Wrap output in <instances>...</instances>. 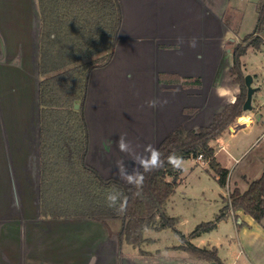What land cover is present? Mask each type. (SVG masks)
Returning <instances> with one entry per match:
<instances>
[{
    "label": "crops",
    "instance_id": "obj_1",
    "mask_svg": "<svg viewBox=\"0 0 264 264\" xmlns=\"http://www.w3.org/2000/svg\"><path fill=\"white\" fill-rule=\"evenodd\" d=\"M119 2L118 42L110 59L89 74L83 108L89 136L85 161L104 179L132 186L117 175L118 160L124 161L129 172L136 167L129 154L119 151V135L126 133L134 151L143 153L148 144L159 148L180 126L191 130L210 123L240 93L231 67L235 47L250 34L240 35L244 14L236 0ZM249 24L253 25L251 18ZM41 25L38 0H0V109L7 115V120L0 117V264H211L176 249L181 241L159 247L155 238L145 237L153 241L135 248L122 241L120 220L107 227L100 221L41 215ZM178 37L183 38L179 47ZM251 48L255 49L249 47L241 57L245 77L244 57ZM251 76L256 89L253 109L237 120L234 132L228 131L255 133L247 139L244 152L264 141V74L254 71ZM154 97L166 98L168 103L162 108L147 107L145 102ZM228 133L214 142H221ZM1 139L7 144L1 145ZM218 153L215 149L222 165ZM259 157L263 173L264 157ZM229 177L227 194L222 196L228 200ZM244 178L234 181L243 192L250 182ZM224 205L222 200L219 210ZM229 234H234L235 244L229 242ZM205 235L220 242L221 247L209 242L206 248H216L222 264H264V220L259 224L242 211L232 212Z\"/></svg>",
    "mask_w": 264,
    "mask_h": 264
},
{
    "label": "trees",
    "instance_id": "obj_2",
    "mask_svg": "<svg viewBox=\"0 0 264 264\" xmlns=\"http://www.w3.org/2000/svg\"><path fill=\"white\" fill-rule=\"evenodd\" d=\"M41 13L40 32V203L41 215L50 219H87L123 222L121 239L135 248L153 240L145 238V230L174 229L181 244L176 247L193 257L222 264L216 248H201L192 240L212 232L231 213L242 211L257 223L264 220V171L248 182L246 191L230 189L229 200L215 217L199 224L189 234L175 228L177 219L169 216L165 206L174 195L179 170L167 164L175 152L185 159L197 160L202 155L222 187H226L229 171L215 157L212 142L222 138L244 115L247 86L241 57L249 47L260 51L264 39L258 33L264 28V0L258 3V22L254 32L246 36L234 50L231 74L241 86L236 100L218 110L209 125L198 131L177 128L157 148L163 167L144 173L141 189L127 186L116 179H104L90 167L85 156L89 136L83 113L90 71L104 65L111 57L119 38L122 11L119 0H38ZM78 104L79 109L75 108ZM113 189L128 197L126 211L118 213L107 206L106 195ZM137 191L140 192L136 195ZM163 210V211H162Z\"/></svg>",
    "mask_w": 264,
    "mask_h": 264
},
{
    "label": "rangeland",
    "instance_id": "obj_3",
    "mask_svg": "<svg viewBox=\"0 0 264 264\" xmlns=\"http://www.w3.org/2000/svg\"><path fill=\"white\" fill-rule=\"evenodd\" d=\"M249 1L252 2L250 3ZM257 1L258 0H246V1L241 0L237 2L236 0V2L239 3L238 5L244 14L242 17V29L240 31L241 36L251 34L255 26L257 25L258 13L256 14L255 11V3H257ZM261 1L262 0H259V2ZM255 14H256V20L254 22ZM250 18H251V24H253L251 26L249 24ZM258 36L264 39V28L263 31L258 33ZM261 49L264 50V45L262 46ZM244 64H245L244 68L246 69L245 70L246 76L251 75V73L254 71H257V73L264 74V52H257L255 49L251 48L244 57ZM44 78L45 77L41 75L40 82ZM238 85L240 86V84ZM240 93H241V86H240ZM238 95H236V98ZM39 105H40V100H39ZM226 105H223L222 108ZM247 112L248 111L244 113ZM0 117L2 121L4 119L7 120V115H5V113L1 109H0ZM210 123H208L207 125H209ZM236 123L237 121L229 128V130L232 129L231 133L234 132ZM206 126H201V127H206ZM198 129L195 128L191 130L198 131ZM4 130L6 131L7 129L4 127ZM254 134H255L254 132H251V134L248 135L246 130L240 131L237 135H232L228 133V135H226L221 142H217V143L213 142V146L216 149V152H219L218 155L220 158V162L223 163L222 165L224 166V168L226 167V165L228 168L231 166L228 169L229 175L230 177H232L231 186H234V181L236 177H239L240 180H244L245 179L244 177H247L248 180L252 182L258 179L262 174L261 169L263 168L261 167L263 165L262 164L263 162L261 160L262 158H260L259 156L264 157V152H263L264 141L258 147L255 148L251 147L249 150L244 152L247 149V146L245 147L247 143V139L250 140L254 136ZM2 136H3V127L0 132V137L2 138ZM3 140L1 139L2 142L1 145H4L3 143L7 144V142H4ZM224 145H225V149L222 150L221 146ZM2 153L4 154L6 152H2ZM233 159H238V161L236 163H233ZM179 172H180L179 180L175 193L171 197L167 205L165 206L166 209L165 211L169 216L175 217L177 219V223L175 225L176 229H178L184 234H189L199 224L211 221L215 217V215L219 212V207L222 202V196H226L227 194V189L225 187H222L218 183L215 177L216 174L209 167V163L205 161V159H203L202 161L195 159H185L183 160ZM3 191L4 190H2V195H3ZM226 231L227 230L222 231V233H226ZM222 233H220V236H222ZM229 235H231V239H229V242L235 244L234 240L232 239L233 237L235 238L234 234H229ZM144 236L155 238L159 243L158 245H160L159 247L171 246L176 242L180 241L174 229L171 228H167L165 230H160V231L147 229L145 230ZM208 236L209 235L204 236V234H202L199 237L194 238L192 240L193 244H195L198 247L204 248V247H208V245H210L209 242H211V245L216 244L218 247H221L220 242H217L216 238L213 239L211 238V240H209ZM222 244L224 245V247H226L225 242H222ZM224 250L225 249L222 250V253ZM241 259L242 258L240 257L239 260Z\"/></svg>",
    "mask_w": 264,
    "mask_h": 264
},
{
    "label": "clouds",
    "instance_id": "obj_4",
    "mask_svg": "<svg viewBox=\"0 0 264 264\" xmlns=\"http://www.w3.org/2000/svg\"><path fill=\"white\" fill-rule=\"evenodd\" d=\"M181 44H183V38L178 37L177 47H179V45ZM190 46L193 48L196 46L195 37L192 38ZM145 103L149 108H162L168 103V100L166 98L160 99L158 97H154L147 100ZM126 135V133L119 135V139L117 140V147L120 152L129 154L131 156L132 161H134L136 167H134L132 171L129 172L124 161L118 160L116 162L117 175L125 183L132 185L139 190L142 188L145 180L144 173L152 172L163 167L165 164V160L161 158V152L152 144L146 145L144 147L143 153H136L133 149L131 141L126 139ZM166 161L167 164L171 165L174 170H179L183 163V157L173 152L167 156ZM139 194L140 192L137 191L136 195ZM127 200V196L115 189L108 192L106 195L107 206L116 209V211L121 214L126 211Z\"/></svg>",
    "mask_w": 264,
    "mask_h": 264
},
{
    "label": "water",
    "instance_id": "obj_5",
    "mask_svg": "<svg viewBox=\"0 0 264 264\" xmlns=\"http://www.w3.org/2000/svg\"><path fill=\"white\" fill-rule=\"evenodd\" d=\"M252 81H253V77L251 75L246 76L245 77V84L247 86V99L246 102L244 104V111H252V98H253V94L255 93L256 89L252 87ZM79 105L76 104L75 108L79 109ZM211 264H218L216 262H213Z\"/></svg>",
    "mask_w": 264,
    "mask_h": 264
},
{
    "label": "built area",
    "instance_id": "obj_6",
    "mask_svg": "<svg viewBox=\"0 0 264 264\" xmlns=\"http://www.w3.org/2000/svg\"><path fill=\"white\" fill-rule=\"evenodd\" d=\"M203 159H204V157L202 155H199L197 158V160H200V161H202Z\"/></svg>",
    "mask_w": 264,
    "mask_h": 264
}]
</instances>
